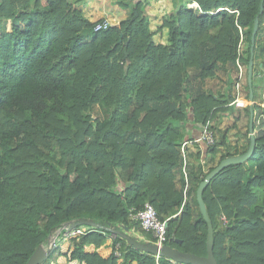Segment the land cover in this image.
<instances>
[{
  "label": "trees",
  "instance_id": "trees-1",
  "mask_svg": "<svg viewBox=\"0 0 264 264\" xmlns=\"http://www.w3.org/2000/svg\"><path fill=\"white\" fill-rule=\"evenodd\" d=\"M80 1L0 0V264H26L55 230L73 225L86 233L71 238L68 261L174 264L121 235L153 242L129 217L145 202L167 220L166 245L205 256L196 190L221 160L246 152L250 110V158L222 169L202 199L217 264H264V106L255 81L264 72V0H172L156 31L147 0L111 1L126 16L100 31L93 27L102 20L90 21ZM210 79L219 86H206ZM250 89L255 103L236 107ZM228 117L233 124L221 128ZM243 120L245 144L238 146L228 132ZM207 123L213 144L194 142ZM186 141L198 151L184 148V173ZM111 232L119 234L107 258L87 251L105 245ZM60 255L56 245L40 264Z\"/></svg>",
  "mask_w": 264,
  "mask_h": 264
},
{
  "label": "water",
  "instance_id": "water-1",
  "mask_svg": "<svg viewBox=\"0 0 264 264\" xmlns=\"http://www.w3.org/2000/svg\"><path fill=\"white\" fill-rule=\"evenodd\" d=\"M262 11H263V5L261 3L259 6V13H262ZM257 29H258V17L256 16L254 19L253 29L251 32L250 57H249L248 65H247V82L249 86L251 84V79H252L253 46H254L255 34L257 32ZM252 99H253L252 92L250 89L249 101L251 103L253 102ZM251 103L249 105H252ZM248 137H249V146L246 152L238 156L228 157V158L221 160L214 169H212L209 173H207V175L200 182L196 190V199H197V203L199 206V211L207 226V234H206V242H205V245H206V255L205 256H198L192 253L181 252L179 250L171 248L170 246L166 244L161 246L160 248L153 243L141 244V243H138L136 240L131 239L129 236L121 234L122 237L127 241V243L129 245L134 246L136 249L140 251L148 252L155 256L166 258L174 264H217L216 259L214 258V255H213V243H214L213 227H212V223L209 218L208 212L206 210L205 203L202 199V192L204 188L209 184L211 179L214 178L222 169L232 164H242L247 159L250 158L253 152L254 146H255V138H254V133H253V113L251 110H250V116H249V122H248ZM79 224L87 225L90 223L87 221L81 220ZM72 227H74V225L68 227V230H70ZM116 233L119 234V232H116ZM54 247L55 245L52 244L50 247H48V249H44L42 245H39L35 249L33 254L29 257L26 264L42 263L44 260L47 259V257L49 256L51 251L54 249Z\"/></svg>",
  "mask_w": 264,
  "mask_h": 264
},
{
  "label": "built area",
  "instance_id": "built-area-1",
  "mask_svg": "<svg viewBox=\"0 0 264 264\" xmlns=\"http://www.w3.org/2000/svg\"><path fill=\"white\" fill-rule=\"evenodd\" d=\"M189 8L192 9H199L197 3H191L188 5ZM112 21L108 19H103L100 22H97L94 24L93 30L94 31H100L105 30L108 27L112 26ZM239 72H238V79L241 81L244 78V70L243 68L238 64ZM236 88H239V84L236 85ZM262 106H264V89L262 91ZM251 103V102H250ZM248 102V105L250 104ZM255 102H252L251 104H254ZM233 104L236 107L242 108L245 105L241 103V99L237 97ZM247 105V104H246ZM194 142H199L204 145H211L214 142V133L209 128V124L207 123L201 130L200 136L194 140ZM193 146V141H186L182 143L181 146V152H182V170L184 171L186 159L184 154V148ZM129 217L132 221L138 222L141 230H143L146 233H149L151 236V239L153 240V244L157 245L159 248L163 245H165V242L168 240V234H167V220H160L158 217V214L155 210V208L148 202H145L141 208L132 207L129 212ZM221 221L223 223H226L225 217H221ZM70 227V226H69ZM61 231V230H60ZM59 231V232H60ZM67 236L77 237L79 235H82L86 233V227H79L74 228L72 227L70 230H68V227L64 229V232ZM116 238V233L111 232L109 235V240H113ZM115 256L119 257L120 252L118 251V244L116 245ZM156 259L158 256H155Z\"/></svg>",
  "mask_w": 264,
  "mask_h": 264
},
{
  "label": "rangeland",
  "instance_id": "rangeland-1",
  "mask_svg": "<svg viewBox=\"0 0 264 264\" xmlns=\"http://www.w3.org/2000/svg\"><path fill=\"white\" fill-rule=\"evenodd\" d=\"M90 1L91 0H88V2H90ZM93 1H94V15L96 14L99 16V18L97 20L95 19V21L108 19V20L115 23V22L119 21V20L115 21V19L111 20L112 17H115L114 16L115 14H124L126 16L125 10L118 7L113 2H111L113 0H93ZM151 1H153V0H151ZM163 5L164 4H162L160 6V4L157 0L153 1L152 5H147V10H149L153 16L156 15L157 17H159V19L155 18L154 21H152V23L150 20L149 26L151 25V27H152L153 24L157 25L160 18H162V16H160V15L166 11V7ZM100 16H102V17H100ZM159 25H160V23H159ZM152 29L154 30L155 28H152ZM159 39H160V37L157 35L156 40H159ZM220 77L221 76H219V78ZM206 86H210L212 88H215L216 86H219V81L217 79H215V80L210 79L207 81ZM248 102L250 103V101H248ZM248 102L241 99V103L244 105L248 104ZM232 124H233L232 117H228L221 123L220 127L225 129L226 127H230ZM238 127H240L241 130H243L245 133L246 122L243 120L242 123L236 125V128H232L229 130L228 135H230L231 143L234 142V140H235V136H234L235 131L240 132V130H238ZM243 141L245 142V139H243ZM240 142H242V141H240ZM236 143H238V141ZM79 170H82L81 165L79 166ZM221 217H224V216H221ZM59 231H60L59 229L55 230L54 233L49 237L48 244L42 245L44 249H48V247H50L52 244L55 246L56 245L59 246L61 255L57 258L56 262H54L52 264H78L75 261H68V258H67V254L70 253L71 247L73 246L72 239H71L72 236H67L65 233L60 234ZM89 249H87V251Z\"/></svg>",
  "mask_w": 264,
  "mask_h": 264
},
{
  "label": "crops",
  "instance_id": "crops-1",
  "mask_svg": "<svg viewBox=\"0 0 264 264\" xmlns=\"http://www.w3.org/2000/svg\"><path fill=\"white\" fill-rule=\"evenodd\" d=\"M153 1H156V0H153ZM153 1L147 0V5H152V2ZM157 1L159 2L160 6L162 4H164L163 6L166 7V11L160 15V16H162V18H160V20L157 23V25H154L153 24L152 27L150 25V29L152 31H156L158 29V27L162 24V20L169 19L170 13L174 9V5H173V1L172 0H157ZM77 6L84 13V15L86 17H88V19L90 21L94 22L95 19L97 20L99 18L98 15H96V14L94 15V1L93 0H91L90 2H88V0H81L79 3H77ZM146 11H147V14L149 15V23H150V20H151V23H152V21H154L155 18H158L159 19V17H157L156 15L153 16L151 14V12L149 10H147V8H146ZM114 16L115 17H112L113 19L110 17L111 20H114L115 19V21H117V20L120 21V20L124 19V17H125L124 14H115ZM100 17H102V16H100ZM117 22H115V23H117ZM159 23H160V25H159ZM152 28H155V29L153 30ZM255 81L258 82V83L261 82V85L262 86L259 89V93H260V98L262 99V91L264 89V72L261 75H257V77L255 78ZM240 99L245 100V99H243L241 97H240ZM245 101L248 102L249 100H245ZM262 101H263V99H262ZM238 130H240V132L239 131L238 132L235 131V133H234L235 140H234V142H232V144H236V142L238 141V143H237L238 146H243L245 144V142L243 141V139H245L244 138V135H243L244 134V131L241 130L240 127H238ZM228 140L231 142L230 135H228ZM240 141H242V142H240ZM188 149H191L194 152H197L198 151V148L197 147H194V145L188 147ZM89 248H87V249H89L88 251H95L96 250V252L99 255H101L102 257H104V258H107L111 254V250H112L111 249V246H110V241L109 240L105 243V245L99 247L98 249H95L93 247H89ZM118 264H120V261L118 262ZM132 264H136V263L134 262Z\"/></svg>",
  "mask_w": 264,
  "mask_h": 264
}]
</instances>
